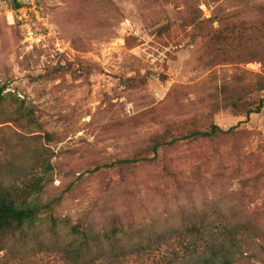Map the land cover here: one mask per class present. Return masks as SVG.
I'll return each mask as SVG.
<instances>
[{
  "label": "rangeland",
  "instance_id": "374dc122",
  "mask_svg": "<svg viewBox=\"0 0 264 264\" xmlns=\"http://www.w3.org/2000/svg\"><path fill=\"white\" fill-rule=\"evenodd\" d=\"M21 1L12 17L13 0H0V88L23 101L24 113L11 96L0 109V177L43 179L33 202L52 209L41 233L50 214L64 238L65 222L109 225L120 216L127 236L117 264H194L204 215L203 237L225 246L240 227L264 237V107L247 119L217 98L236 75H263L261 64L211 68L204 43L183 27L182 0ZM195 1L211 19L214 4ZM168 24L173 42L163 48L156 32ZM262 99L245 102L255 109ZM211 120L236 134L118 170L156 135ZM166 167L179 183L163 177ZM259 252L238 264H264Z\"/></svg>",
  "mask_w": 264,
  "mask_h": 264
},
{
  "label": "trees",
  "instance_id": "16d2710c",
  "mask_svg": "<svg viewBox=\"0 0 264 264\" xmlns=\"http://www.w3.org/2000/svg\"><path fill=\"white\" fill-rule=\"evenodd\" d=\"M182 1L187 8L183 27L192 28L195 38L204 43L211 68L233 63H259L264 69V1L234 0L238 2L237 6L227 10L224 3L220 4L224 0H209L215 6L211 19L202 18L197 1ZM24 6L21 0H13L14 11ZM172 33L171 24L158 29L156 37L161 40V47L172 45ZM234 83H223L218 88L217 98L224 108L233 109L247 119L260 113L264 99L257 103L255 109L245 101L255 93H264V74L236 75ZM4 93L5 88H0V109L10 101L11 96L13 103L21 104L15 113L23 116V101ZM235 134L236 127L225 131L213 120L208 128L185 126L176 132L169 129L156 135L147 149L119 161L118 170L152 165L161 156L178 153L184 146L213 145ZM179 176L169 167H166L163 175L178 183ZM42 182L39 175L12 183L0 177V264H117V250L123 247L127 236L125 223L120 216L115 217L109 225H98L90 218L75 225L65 222L69 232L64 238L58 231V219L50 214L47 217L51 225L48 234L38 230L39 223L45 221L43 216L52 209V203L44 205L33 202L36 195L43 193ZM206 223L207 217L204 215L200 221L203 231H199L204 246L202 259L199 258L194 264H238L256 249L264 256V246L261 245L264 237L259 231L240 227L229 239V246H225L211 237H203Z\"/></svg>",
  "mask_w": 264,
  "mask_h": 264
},
{
  "label": "built area",
  "instance_id": "2783aa9c",
  "mask_svg": "<svg viewBox=\"0 0 264 264\" xmlns=\"http://www.w3.org/2000/svg\"><path fill=\"white\" fill-rule=\"evenodd\" d=\"M22 12H23V8L21 9V10H18V11H13L12 10V13H11V15H12V17H14V15H16V14H22ZM22 18V16H20V19Z\"/></svg>",
  "mask_w": 264,
  "mask_h": 264
}]
</instances>
